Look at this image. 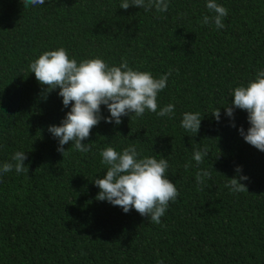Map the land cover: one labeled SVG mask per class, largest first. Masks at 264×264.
Listing matches in <instances>:
<instances>
[{
  "label": "trees",
  "instance_id": "trees-1",
  "mask_svg": "<svg viewBox=\"0 0 264 264\" xmlns=\"http://www.w3.org/2000/svg\"><path fill=\"white\" fill-rule=\"evenodd\" d=\"M228 9L223 29L204 25L207 0H168L167 12L120 7L122 0H45L24 8L0 0V166L26 153L28 173L0 177V264H264V152L239 133L248 113L226 109L232 91L264 71V0H216ZM183 14V15H182ZM63 47L70 58L126 59L136 71L160 78L158 110L101 121L83 143L88 152L59 142L48 131L70 111L59 89L46 94L29 65ZM220 109L217 122L212 113ZM102 115L110 116L106 106ZM185 112L199 113V133L181 127ZM236 127H232V124ZM134 145L140 158H166V176L179 192L160 224L134 208L96 200L93 183L106 175L101 152ZM72 147V148H71ZM196 150L208 155L197 165ZM191 167L185 169L184 165ZM249 177L248 192L226 187L235 169ZM198 171H208L203 185Z\"/></svg>",
  "mask_w": 264,
  "mask_h": 264
},
{
  "label": "clouds",
  "instance_id": "clouds-1",
  "mask_svg": "<svg viewBox=\"0 0 264 264\" xmlns=\"http://www.w3.org/2000/svg\"><path fill=\"white\" fill-rule=\"evenodd\" d=\"M24 8L29 6H44L45 0H22ZM120 7L124 10L130 7L157 12H167L168 0H122ZM206 7L212 16L202 18L204 25L214 24L217 30L225 27L223 21L228 15V9L216 2L207 0ZM183 15V14H182ZM29 71L35 74L41 86H46V94L59 89L65 108L71 106L66 117L59 126L51 125L48 131L59 142L57 149L64 157L67 154L64 146L71 143L80 152H88L91 143H83L90 137L91 131L103 120L113 122L118 126L122 117L142 118L146 111L155 113L158 117L172 118L175 115V105L168 104L158 110V94L167 87L172 70L160 78H154L150 72L136 71L129 67L126 59L117 66H109L103 59L94 58L82 60L79 63L70 58L63 47L45 51L38 59L29 65ZM232 103L226 109L227 116L234 119V110L240 109L248 113L247 132L240 127L239 133L246 143L264 152V71H258L254 81L247 86L236 87L232 91ZM106 106L110 116L102 115L101 106ZM212 115L220 121L221 111L215 110ZM199 113L185 112L181 127L188 132L199 133L201 128ZM232 127H236L233 123ZM71 147V148H72ZM207 151L196 150L193 159L197 165L203 163ZM102 163L107 165L106 175L97 178L93 183L100 189L96 197L98 201H107L120 207L124 213L134 208L142 217L149 218L150 223L160 224L166 214L170 202L175 203L179 192L174 183L167 178L169 162L166 158H140V153L134 145L122 152L113 147H107L101 152ZM28 159L23 151H16L10 161L0 166V177L13 170L17 174L28 173L25 166ZM191 167L190 163L184 165ZM237 175L228 179V187L232 193L248 192L242 181L249 177L242 175V168L235 169ZM208 171H198L196 182L205 183L210 178Z\"/></svg>",
  "mask_w": 264,
  "mask_h": 264
}]
</instances>
